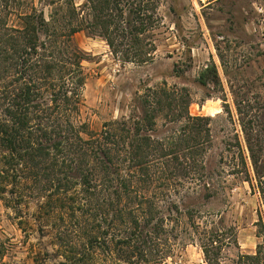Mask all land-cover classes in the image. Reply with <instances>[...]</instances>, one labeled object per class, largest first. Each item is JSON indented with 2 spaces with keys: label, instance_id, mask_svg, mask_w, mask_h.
<instances>
[{
  "label": "rangeland",
  "instance_id": "obj_1",
  "mask_svg": "<svg viewBox=\"0 0 264 264\" xmlns=\"http://www.w3.org/2000/svg\"><path fill=\"white\" fill-rule=\"evenodd\" d=\"M118 2L122 14L96 13L93 0H8L2 11L8 28L42 17L56 67L77 70V111L62 109L60 123L80 208L55 202L56 169L26 178L0 144V264H130L116 243L145 226L159 234L145 254L160 258L133 264H264V0ZM96 142L114 150L116 171L98 168ZM90 168L101 184L92 209L80 201Z\"/></svg>",
  "mask_w": 264,
  "mask_h": 264
},
{
  "label": "trees",
  "instance_id": "obj_2",
  "mask_svg": "<svg viewBox=\"0 0 264 264\" xmlns=\"http://www.w3.org/2000/svg\"><path fill=\"white\" fill-rule=\"evenodd\" d=\"M137 1L128 0V6L135 7ZM112 4H114V0H93L91 8L96 13L104 12L107 9L112 10L113 8L118 9L120 14L123 13L124 10L118 7V0H115L114 7H112ZM9 6L8 0H0V78L3 74H6L8 76L6 78L9 79L6 86L0 82V110H3L4 116L3 119L0 118V144L7 149L6 161L9 168L12 166L16 168V165L19 164V166L23 165L24 172H20L31 174V177L26 178H33L32 180L35 182L40 181L42 176H45V179H50L52 170L56 169L57 177L51 180V183H57L58 199L55 202H69V210L75 212L80 205L77 206V198H74L77 193H71L74 185L73 177L66 170L64 171L63 166L68 163L72 167L73 162L76 160L73 156H76L77 153H72L74 146L70 144V136H64L61 133L60 112L62 109H66L67 112L71 113L77 111L79 99L74 100L76 96L72 87L74 85L72 81L76 79L74 75L77 70L67 71L66 73L56 67L58 62L53 59L55 57L53 48L56 44L57 34L56 31L53 35H50L49 31L46 33L47 23L42 17L39 20L40 18L35 15H25L23 26L20 29L8 28L1 14L2 11L8 12ZM5 7L6 9L2 10ZM145 12H147V9L139 7L136 14L139 22V27L135 29L137 32H141L144 28L145 18L141 17V14ZM99 15L100 18L98 17L97 21L102 20L101 14ZM102 25L104 31L109 32L108 24L103 22ZM79 30H82V28L72 29L71 36L78 33ZM41 32L48 34L49 41L47 45L40 43L39 34ZM81 84L82 82L78 81V85ZM70 93L71 97L69 96ZM49 98L52 105L42 106L40 104V102L44 103ZM34 119L39 122L37 128L29 126L31 120ZM44 121L49 124L43 125ZM34 135L37 137L33 138L35 142L32 143L30 140ZM58 137H60L59 142H57ZM53 138L55 140H52ZM44 141L51 143V147H44ZM79 142L84 143L82 140H79ZM95 144L98 146V154H95L99 161L97 166L101 172L116 171L113 166L114 150L106 143L102 145L96 142ZM171 155L175 157L176 153L169 156ZM30 163L34 164L35 168H40L39 171L35 172L30 167ZM138 167L143 169L144 165H138ZM57 168L59 171H57ZM2 174L5 176V172H2ZM93 174H95L93 168L82 170L79 174L81 184L85 188L83 193L86 196L85 199L83 198L80 201L83 203L82 206L90 209L94 207L95 200L93 199L96 197L94 191L97 190V186L100 184L97 181L95 182L96 178H93ZM117 193L118 191L116 195ZM59 196H62V198ZM80 201L79 204H81ZM61 208L65 209L66 206L62 205ZM116 212L118 213L119 210ZM133 222L136 225L138 224L136 219ZM111 226L113 225H110V228H112ZM158 236L159 234L154 228L145 226L143 229L137 228V231L130 232L124 239L118 240L116 245L119 247L126 246L125 254L128 263L133 264L134 259L138 263H147L160 258L159 254H155V258L151 256L149 260L145 254V249L149 244L158 246ZM131 248L138 252L130 253Z\"/></svg>",
  "mask_w": 264,
  "mask_h": 264
}]
</instances>
